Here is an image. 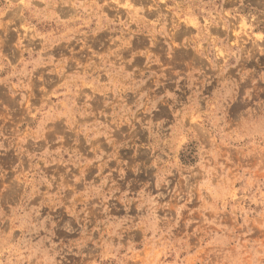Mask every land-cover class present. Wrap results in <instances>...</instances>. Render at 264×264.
Here are the masks:
<instances>
[{"label":"rangeland","instance_id":"rangeland-1","mask_svg":"<svg viewBox=\"0 0 264 264\" xmlns=\"http://www.w3.org/2000/svg\"><path fill=\"white\" fill-rule=\"evenodd\" d=\"M0 264H264V0H0Z\"/></svg>","mask_w":264,"mask_h":264}]
</instances>
